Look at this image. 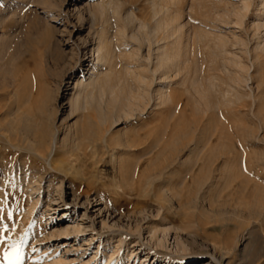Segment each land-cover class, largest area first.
Returning <instances> with one entry per match:
<instances>
[{
  "label": "rangeland",
  "instance_id": "obj_1",
  "mask_svg": "<svg viewBox=\"0 0 264 264\" xmlns=\"http://www.w3.org/2000/svg\"><path fill=\"white\" fill-rule=\"evenodd\" d=\"M73 1L76 2V5L70 4ZM86 1L53 0V9L57 8L62 11H60L59 17L62 20L55 22L50 20V16L44 11V5L40 3L41 0H16L14 3H11L13 0H0V106L4 105L0 110L3 111L6 108V103L7 106L13 103L15 107L21 106L23 112L33 111L34 119L41 121L40 114L36 111L40 102L37 99L39 96H41L40 98L47 97L48 94L49 103L53 100V108H56L53 114L54 129L63 131L67 123L74 121L73 117L70 119L67 116L69 93L72 91L69 90L71 88L69 81L71 80L68 78L67 62L74 42H69L70 44L67 45L66 41L63 42L62 39L67 38L70 35V30L80 22L74 8L77 6V8L81 7L85 10ZM242 1L180 0L178 3V8L182 9L180 11L181 14L183 13L182 21L186 24L188 31H186L185 39H189V42L193 43L190 44L191 46L189 45L191 54L188 51V58L185 60L187 65L186 63L183 65L179 77L176 75L170 78L171 88L169 87V90L175 98L173 103L167 102L168 104L163 106V122L169 129L162 142L161 150L163 151L159 157L157 153L160 149L145 154L151 139L143 138L137 141V146H127L125 139L127 135L130 136L134 133V128L132 127L133 129H130L126 135L121 134V130L125 126L122 124L111 130L106 141L99 143L96 154L90 152L87 160H84V165L79 166L76 173L57 174L47 171L46 168L42 170V166L37 165L33 157H28L30 154L25 151L8 147L0 135V190H4V194L6 193L5 205L10 206L11 210L9 213L7 210H3L4 212L2 211L0 214V216L2 215L0 217V264H9V260L5 259V254L8 253L14 258L17 251L19 260H14V264H33L34 258L44 259L43 256L36 255L35 249L39 243L42 244L48 240L46 232L55 228L53 224L47 223L46 225L45 223L49 221L48 216L52 212L46 204L47 194L44 195V191H46L48 180L52 175L58 177H56V181L64 178L67 186L74 179L80 184H85L86 181L95 178L98 181L97 192H102L101 194L109 204L120 213L116 215L115 219L120 220L122 225H131L134 228L132 233L127 234L126 231H123L116 234L126 237L127 244L123 246L125 253L128 249H137L138 260L129 261L125 258L120 264H132L133 262V264H141L142 261H146L145 264L163 263L159 261L161 259L156 262L155 256L162 257L171 263L188 260L187 264H206L207 261L211 262L209 264H264V219H262L264 214L257 217L250 215L257 206L260 205L261 209L264 208V191L261 192L263 195L257 194L253 189L254 181L248 182L245 179L252 172V168H261L260 161H264V50L262 48L256 50L258 41L262 40L264 30L262 28L255 30L254 26V22L257 20L255 18L261 11L259 8L264 0H247L250 3V9L246 13L243 24L239 25L236 23L234 15L242 7ZM97 2L98 0H91L93 9ZM133 5L138 18L150 20V10L146 3L133 2ZM84 16L87 21L89 15L86 11ZM97 26L99 25L97 24ZM200 29L205 30L208 36L205 35L203 37L205 39L202 38L203 40L199 41L198 46L197 42L192 39L195 32ZM189 32L190 34H188ZM66 33L69 34L64 36ZM82 35L86 36L87 30L83 31ZM58 41L61 43L58 44ZM215 49L216 51H214ZM212 51L216 53L214 54ZM220 51L221 53H219ZM255 54L259 55V60H256ZM234 57L237 60L241 59L245 66H249H246V72L238 70L232 64V60H235ZM194 69L197 71L200 69L199 73ZM248 71L255 78L246 85L244 79L247 78ZM195 72L198 73V79H196ZM79 75L80 73H77V76ZM238 75L241 76L240 78L244 76L241 85L231 81ZM194 78L197 80L196 84L200 85L194 86L192 83ZM61 82L63 84L60 85L61 93H59L57 85ZM209 82L217 84L216 87L212 88L211 83L207 84ZM204 83L206 84L204 85ZM197 87L200 90H205L209 98L202 99L196 91ZM31 90L35 91L36 97L27 104L26 94ZM231 90L233 91L231 92ZM16 91L19 92V98L14 94ZM235 93L243 94L241 100ZM250 93L251 96L255 94L256 102ZM223 94L226 95L225 98ZM3 102L5 103L3 104ZM211 104L214 107H211ZM144 116L145 120L135 124L138 128L140 122L141 124L152 122L157 117V113ZM170 122L172 123L169 126ZM245 126L251 130V137L249 136L247 139L242 136ZM173 132L176 134L178 132L176 142H173L171 137ZM198 142L202 147L201 156L197 157V152L190 155L191 149ZM215 146H217L216 149ZM210 155L212 156L210 157ZM156 157L158 158L156 159ZM23 161H28L27 165L29 166L36 164L33 168H37L40 176L43 174L41 178L37 176L35 179H38L37 182H33L39 186L42 184V190L45 189L42 192V200L37 203L35 201L37 197L39 198V191L29 190L32 186L35 187L30 182L34 178L24 174L15 177L12 175L16 169L13 165H18ZM136 161L138 166L135 167ZM211 162L214 163L211 164ZM201 165H209L210 172L206 173L199 185L198 178L201 179L202 176L199 171ZM165 167L176 171L173 175H168L170 180L168 186L162 187L159 182L152 187L145 185L144 181L147 175ZM185 175L188 178L186 177L183 184L179 185L181 177ZM117 186H120L121 190ZM143 187L144 189H142ZM30 206L35 208L29 211ZM262 212L264 213V209ZM34 216L37 218L39 216L40 221L34 223V220H31ZM161 217L166 218L167 222L169 221L173 232L179 233L184 238L188 247L186 251L158 248L150 244L145 227L151 223H161ZM251 228L254 229L255 235L249 244L246 232ZM108 234L107 232L102 233L100 240H94L91 249H88L87 257L81 256L82 253H77L80 260L89 259L101 240L104 242L103 252L100 256L103 258L107 251L110 254L114 253L117 242L108 243ZM35 237L39 243L35 248H32L31 245ZM79 242L82 243V241ZM51 243L58 244L60 242L55 240ZM51 243L48 242L45 246ZM247 244V250L243 251ZM77 245L78 241H73L68 247L73 249ZM52 249L53 245L49 250ZM64 250L61 245L57 252L62 254ZM72 254L69 256L70 258L76 257V253L72 252ZM114 256H117L116 252Z\"/></svg>",
  "mask_w": 264,
  "mask_h": 264
},
{
  "label": "bare ground",
  "instance_id": "obj_2",
  "mask_svg": "<svg viewBox=\"0 0 264 264\" xmlns=\"http://www.w3.org/2000/svg\"><path fill=\"white\" fill-rule=\"evenodd\" d=\"M52 1L53 0H41L40 3L44 5L43 9L50 16V20L57 22L59 20H62L59 19L61 9L59 10L56 8L57 11L56 9H53L54 6L52 4ZM14 2H16V0H13V2L11 3ZM133 2H144L148 5L150 10V20H142L137 17ZM179 2L180 0H98V2L95 4L96 7L93 9L91 6V0H87L85 4V10L81 9V7L77 8L76 6L74 8V11L75 13H77L80 22H78V24L75 25L72 30H70V35L67 38L62 39L63 42L66 41L67 45L70 44L69 42H74L70 50L71 55L69 56V60L67 62L69 73L68 78L71 80L69 81L71 87L69 88V90H72L69 93V112L67 116L70 117V119L71 117H73L74 121L72 123H67L64 128L65 130L63 131H61L62 129H54L55 121L53 120V114L55 113L54 109L56 108H53V100H51V102L49 103L50 99L48 98V94L46 95L47 97L40 98L41 96H39V99H37V101L40 100V102L38 103V107H36V111L39 112L41 121L34 119L35 116L32 113L33 111L30 110V112H23L21 106L15 107L13 103L11 105L9 104L10 106H7L6 103V108L3 111L0 110V135H2V138L6 142L8 147H12L14 150L25 151L26 153L30 154L28 157H33L34 162L40 167L42 166V170H45L46 168L47 171H53L57 174L68 175L76 173L79 166L81 167L84 165V160L89 154H91L90 152H95L96 154L99 143L101 141L107 140V136L112 129L125 124V126H123L121 130V134L123 133L126 135L130 129L134 128V133L130 136L127 135V138L125 139L127 146H137V141L143 138H145L146 140L151 139L149 142L147 141L149 145L147 146L146 153H144L148 154L157 151V149H160V151L157 153L159 157V155H161L163 151L161 150L162 142L165 139V136L169 129L168 126H165V123L163 122V106L167 102L173 103L175 98L172 92L169 90L171 88L170 78L176 75H178L179 77L182 67L186 63L185 60H187L188 58V51L191 50V48L189 49V47L191 46L190 44L193 43L191 41L190 43L189 39H187V43V40L185 39L187 35L186 33L188 31L186 29V24L182 21L183 13L181 14L180 10L182 9L178 8ZM11 3H9L10 6ZM71 3H73V5H76V2L74 1L70 2V4ZM242 3V7L237 10L234 15L236 16V23L239 25L243 24L246 13L250 9L249 1L243 0ZM261 4L262 6L260 5L261 8H259V10L261 11L257 13V17L255 18L257 20L254 22V26L256 27L255 30L259 28H262L264 30V1ZM194 10L196 9L194 8ZM85 11L89 15V19L87 21H85ZM97 24L99 26H97ZM85 30H87V35L83 36L82 33ZM68 34L66 33L64 34V36H67ZM188 34H190V32ZM194 35L192 41H196L198 45L199 41L206 35V32L205 30L203 31L200 29L199 31H196ZM207 36L208 35H206V37ZM261 38L262 40L260 39L261 41H258L257 43L256 50H261V48L262 50H264V34ZM60 43L61 42L58 41V44ZM217 44L219 45V43ZM216 49L214 51H216ZM214 51L212 52L214 53ZM219 53H221V51ZM222 54L224 53L222 52ZM256 57V60H259V55H256ZM233 59H235V57ZM232 61V64H234V66H236L240 71H245V69L247 70V67H249L247 65L246 67L245 64L242 63L243 61H241V59L237 60L236 58ZM197 69L194 70L199 73L200 69L199 71H197ZM248 72L249 74L247 75V78L244 79L246 85L250 84L249 81H253L255 78L254 75L250 74V71ZM77 73H80V75L77 76ZM198 73H196V79L199 78ZM196 74H194V76ZM239 75L241 74L239 73ZM239 75L237 76L238 78H230L231 81H233L237 85H241L244 78V76L243 78H240L241 76ZM196 79L194 78L192 82L195 87L197 85ZM211 80L213 81L214 79ZM62 82L57 85V91H59V93H61L60 85L63 84ZM214 82L216 83V81ZM210 83V86L212 88L216 87L217 85H215L213 82H209L207 84ZM205 84L206 83H204V85ZM230 86L231 88H233V90H235L232 85ZM233 90H231V92ZM196 91L201 95L202 99L209 98V96L207 97V93L205 90H200L197 87ZM14 94L17 98H19V92L16 91ZM242 95L240 94L238 95V97H236L241 100V98L243 97ZM35 97V91L31 90L26 94V103L29 101L32 102ZM251 97L254 98V101L256 102L255 94ZM4 103L5 102H3V104ZM206 103L207 105H209L207 101ZM2 106L4 105H1L0 108H3ZM211 107H214V105H212ZM154 112L157 113V117L153 119V121L151 120L152 122L143 124H141L140 122L139 128L135 125L137 122L145 120L144 115L153 114ZM64 120H62V122ZM171 123L172 122H170L169 126L171 125ZM175 130L177 131V129ZM153 133L154 135H152ZM177 134L176 132H173L171 134L173 142L177 141ZM242 136L244 137V139L249 138V136L251 137V130L248 126L244 127ZM199 143L200 142H198L191 149L190 155H193L197 152V157L201 156L202 147ZM216 147L217 146H215V149ZM212 152L214 153V151ZM211 156L212 155H210V157ZM158 157H156V159ZM156 159L154 160L156 161ZM28 161H23V163L13 165L16 169L15 171H13L12 175L14 177L16 175L20 176L21 174H24L25 176L29 175L30 177L34 178L30 181L31 183L37 182L38 179L35 180L37 176L41 178L43 174L40 176L37 168H33L34 166H36V164L29 163L31 164V166L27 165ZM212 163L214 162H211V164ZM225 163L227 164V162ZM136 166H138L137 161L135 167ZM260 166L261 168H252V172L254 171V173L251 172L252 174L250 173L248 176H246L247 178H245L248 180V182L254 181L253 189L257 192V194H262L264 191L263 160L260 161ZM209 170V165H201L199 171L202 176L201 179L198 178L199 185H201V182L203 181L202 178L206 176V173L210 172ZM174 172L176 171L170 170L168 169V167L161 168L159 171L152 172L147 175L144 183L146 186L152 187L155 186L157 182H159L162 187H166L170 182L168 175H173ZM56 177V175H52L48 180L46 191H44L45 189L42 190V184L41 186H39V184L33 183L35 187L32 186L31 189L29 188V190H33L32 192L39 191V198L37 197L36 201L34 200L36 203L37 201L42 200L43 191L44 195L45 193L47 194L46 204L48 205L52 213L48 216L49 221H46L45 223L46 225L47 223H50L51 225L53 224V226L55 227L54 230L46 232L48 240L42 242V244L38 242V239L36 237L34 238L32 242L33 244L31 246L32 248H35L36 244L39 243L38 247L35 249L36 255L38 257L43 256L44 259L42 258V260H37V258H34L35 261L33 262L35 264H120V262H122L125 258H127L129 261L136 260L138 257V253L136 252L137 249H128V251L126 250L127 252L125 253L123 250V246L127 244L126 237L124 235L118 236V234H116L123 231H126L127 234L132 233L131 231H133L134 228L131 225H122L120 224V220L115 219L116 215L120 213L116 208L112 207L109 204L108 200L101 194L102 192H97L96 184L98 181H96L95 178H92L89 181H86L85 184H80V182L78 183L74 179L71 180L67 186L64 178L56 181V179L58 178ZM186 177L187 175L181 177L179 185L183 184V181L186 179ZM117 187L119 190H121L120 186ZM169 188L171 189V187ZM142 189H144V187ZM172 190L174 189L172 188ZM5 194L4 190L2 191L1 189L0 214L3 210H7L8 213L11 211L9 209L10 206L8 207L5 205V201H7V199L5 198ZM34 201L33 203H35ZM259 206L254 209V212L250 213L251 216L257 217L260 214H264L262 212V209L264 208L261 209V207ZM30 207L31 208L28 209L29 211L35 208L34 206ZM38 218L37 216H34L33 218H31V220H34V223H37L40 219ZM127 218L129 219L130 215ZM160 222L161 223H151L146 225L145 227L149 235L150 244L158 248L175 251H186L188 247L184 238L179 233L173 232V227L168 223L169 221L167 222L166 218H162ZM136 231H138V229H136ZM105 232L109 233L107 239L108 243L117 242L116 250L114 251V253H117V256L115 257L114 253L110 254L107 251L106 255L102 258L100 255L103 252L102 247L104 240H101L98 247L94 252H92L93 254L89 259L80 260V256H77V253H82L81 256L85 257L88 253V249L94 243V240H100L102 233ZM246 233L248 234L247 238L249 239L250 244L251 239H254V229L251 228ZM55 240L63 245V249L65 250L62 254L57 252L59 246H61L60 243H51ZM73 241H78V245L76 248L71 249L74 244L72 245V247H68V245H70V243ZM79 241H82V243L80 244ZM48 242L51 244L45 246V244ZM52 245L53 249L49 250ZM85 246L87 247L85 248ZM247 246L248 244L245 246L243 251L247 250ZM72 252L76 253V257H69L70 255H73ZM155 259L156 262L158 261V259H161L159 260L160 262H163L161 264H187L188 261L186 260L182 262L178 261L171 263V261L164 260L159 256H155ZM145 262L142 261L141 264H145ZM209 263L211 262H206V264Z\"/></svg>",
  "mask_w": 264,
  "mask_h": 264
},
{
  "label": "snow or ice",
  "instance_id": "obj_3",
  "mask_svg": "<svg viewBox=\"0 0 264 264\" xmlns=\"http://www.w3.org/2000/svg\"><path fill=\"white\" fill-rule=\"evenodd\" d=\"M5 259H8L9 260V264H14V260H19V253H18V251L14 254V258L10 254L6 253L5 254Z\"/></svg>",
  "mask_w": 264,
  "mask_h": 264
}]
</instances>
